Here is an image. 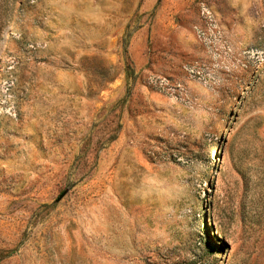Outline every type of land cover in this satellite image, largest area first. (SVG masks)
Segmentation results:
<instances>
[{"label": "rangeland", "instance_id": "374dc122", "mask_svg": "<svg viewBox=\"0 0 264 264\" xmlns=\"http://www.w3.org/2000/svg\"><path fill=\"white\" fill-rule=\"evenodd\" d=\"M0 264H264V0H0Z\"/></svg>", "mask_w": 264, "mask_h": 264}]
</instances>
